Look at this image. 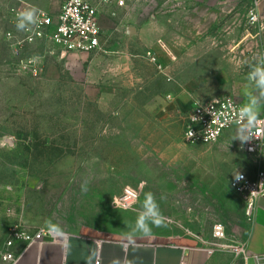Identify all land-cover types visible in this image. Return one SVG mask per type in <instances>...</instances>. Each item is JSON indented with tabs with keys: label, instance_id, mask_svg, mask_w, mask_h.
<instances>
[{
	"label": "rangeland",
	"instance_id": "1",
	"mask_svg": "<svg viewBox=\"0 0 264 264\" xmlns=\"http://www.w3.org/2000/svg\"><path fill=\"white\" fill-rule=\"evenodd\" d=\"M259 1L102 5L101 53L131 62L122 85L103 90L88 81L95 52L61 54L46 40L23 41L28 22L17 29L15 2L0 0V264L25 245L21 234L47 230L49 221L66 233L129 242L206 249L235 242L249 219L230 181L237 172L253 173L259 161L233 140L237 130L215 144H189L183 126L197 102L220 95L261 111L264 88L252 75L264 49ZM127 186L137 201L114 208ZM148 193L164 223L131 237ZM217 224L224 225L223 240L213 237Z\"/></svg>",
	"mask_w": 264,
	"mask_h": 264
},
{
	"label": "built area",
	"instance_id": "2",
	"mask_svg": "<svg viewBox=\"0 0 264 264\" xmlns=\"http://www.w3.org/2000/svg\"><path fill=\"white\" fill-rule=\"evenodd\" d=\"M111 3L121 6L124 4V0H63L56 14L37 10L34 14V21L28 22L25 27L26 36L23 41L31 43L37 40H46L54 50L61 54L104 51L100 7ZM257 19V14L252 15V22H256ZM159 44L165 47L161 40ZM260 59V68L264 70V49L261 51ZM150 60L157 64L160 72L168 80L172 79L165 71L164 66L157 62L155 56H150ZM25 65L29 71L38 73L36 65L28 62ZM246 107L248 106L231 95L215 96L197 102L186 116L183 126V140L189 144H215L227 132L237 130L240 124L239 117ZM193 116L197 118L194 119ZM191 131L193 136L190 137ZM255 136L250 141L245 142L244 150L249 156L259 161L260 166L253 173L237 172L242 178L237 180L233 176L230 181L231 187L239 192L244 199L248 219L253 217L257 199L264 196V191H259V185L264 183V103L259 112V124L255 128ZM253 191L258 192L256 195H252ZM137 199V190L127 186L123 193L114 196L112 205L114 208L126 210L131 208ZM20 237L26 243H31L46 238L56 239L59 236L49 235L46 229L41 228L33 234H21ZM213 237L216 240L226 238L223 224H217L214 227ZM211 245L214 247L207 248L209 252L222 249L244 260L251 257L243 243L222 244L213 242ZM18 254L19 252H8L4 255V260L11 264L16 261ZM254 258L264 261L262 256H254Z\"/></svg>",
	"mask_w": 264,
	"mask_h": 264
},
{
	"label": "crops",
	"instance_id": "3",
	"mask_svg": "<svg viewBox=\"0 0 264 264\" xmlns=\"http://www.w3.org/2000/svg\"><path fill=\"white\" fill-rule=\"evenodd\" d=\"M13 1L15 7L12 11L16 17L20 11L33 6L34 14L37 10L56 14L63 2V0ZM260 1L264 12V0ZM131 61L134 60L131 58ZM130 63L126 56L111 58L106 57L101 51L95 52L87 71L88 81L95 80L94 82L103 90L109 83L114 84V81H119V85H122V76L127 72ZM102 95L106 96V93ZM237 233L234 241L245 244L248 255L251 256L247 260L225 250L209 252L206 248L193 244L129 242L65 232L64 236L56 239L46 238L26 243L22 246L16 261L11 264H128L129 261L132 264H264L263 260L254 258L264 257V196L257 199L253 217Z\"/></svg>",
	"mask_w": 264,
	"mask_h": 264
},
{
	"label": "clouds",
	"instance_id": "4",
	"mask_svg": "<svg viewBox=\"0 0 264 264\" xmlns=\"http://www.w3.org/2000/svg\"><path fill=\"white\" fill-rule=\"evenodd\" d=\"M35 6L30 9H24L17 14V29L24 26V22L32 23L34 21ZM257 78V84L259 87L264 88V70L258 69L253 74ZM196 119L197 117H194ZM240 124L237 128V134L233 140H239L241 144L250 141L255 136V128L259 124V113L254 111L252 107H246L242 110L239 117ZM193 136L191 131L190 137ZM206 139V137H205ZM237 180L241 179L239 173L234 174ZM259 191H264V183L259 185ZM82 190L86 191L87 187L82 186ZM258 191H253L251 194L256 195ZM164 223V217L160 213L159 206L156 202L155 196L152 193L146 194L144 203L139 211L135 221V233H130L131 237H134L136 233H142L145 236L151 234L150 225L161 226ZM49 235L52 236H64L65 232L59 224L52 223L51 221L46 224ZM128 264H132L131 261Z\"/></svg>",
	"mask_w": 264,
	"mask_h": 264
}]
</instances>
